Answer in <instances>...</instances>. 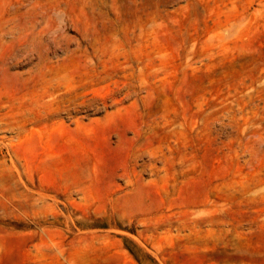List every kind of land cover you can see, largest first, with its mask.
<instances>
[{
    "label": "rangeland",
    "instance_id": "rangeland-1",
    "mask_svg": "<svg viewBox=\"0 0 264 264\" xmlns=\"http://www.w3.org/2000/svg\"><path fill=\"white\" fill-rule=\"evenodd\" d=\"M0 264H264V0H0Z\"/></svg>",
    "mask_w": 264,
    "mask_h": 264
},
{
    "label": "bare ground",
    "instance_id": "bare-ground-1",
    "mask_svg": "<svg viewBox=\"0 0 264 264\" xmlns=\"http://www.w3.org/2000/svg\"><path fill=\"white\" fill-rule=\"evenodd\" d=\"M64 15H65V13L61 10H57L55 12V16H56L57 20L59 21V23H62L64 21Z\"/></svg>",
    "mask_w": 264,
    "mask_h": 264
}]
</instances>
